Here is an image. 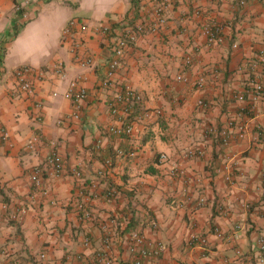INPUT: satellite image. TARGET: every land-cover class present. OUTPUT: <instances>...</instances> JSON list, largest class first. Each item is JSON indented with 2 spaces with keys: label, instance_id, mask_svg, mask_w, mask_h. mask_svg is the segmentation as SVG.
Returning <instances> with one entry per match:
<instances>
[{
  "label": "crops",
  "instance_id": "1",
  "mask_svg": "<svg viewBox=\"0 0 264 264\" xmlns=\"http://www.w3.org/2000/svg\"><path fill=\"white\" fill-rule=\"evenodd\" d=\"M147 2L0 0V264L11 258L20 264H89L105 228L113 239L112 264H131L127 236L138 228L147 240L164 244L161 263L264 264L257 243L264 237V95L253 92L255 80L264 84L258 60L264 53V0L243 6L238 0H172L165 24L129 45L116 88L100 89L110 39L75 35L82 54L94 58L92 66L82 67L68 43H61L62 28L71 18L119 28L131 14H144ZM211 23L223 26V40L208 45L201 29ZM57 62L63 76L53 68ZM21 65L33 69L31 93L14 77ZM180 73L189 80H176ZM202 73L207 82L198 89L194 81ZM72 80L87 91L77 118L66 96ZM124 81L141 95L143 108L161 114L136 124L130 137L114 138L107 132L113 123L107 101ZM229 123L233 132L242 125L244 136L224 145L214 130ZM33 136L39 140L27 149ZM119 147L137 155L117 156ZM188 149L203 154L185 157ZM52 150L62 156L66 172L34 186L29 174ZM174 166L184 174L172 173ZM108 186L120 194L105 199ZM15 207L25 208L19 222L9 217ZM85 236L91 245L84 246Z\"/></svg>",
  "mask_w": 264,
  "mask_h": 264
},
{
  "label": "built area",
  "instance_id": "2",
  "mask_svg": "<svg viewBox=\"0 0 264 264\" xmlns=\"http://www.w3.org/2000/svg\"><path fill=\"white\" fill-rule=\"evenodd\" d=\"M218 1V0H212ZM248 0H238V4L243 6ZM172 4V0H148L146 12L141 14L139 18L135 14H131L119 28H115L109 24H95L90 25L85 21H81L78 18H71L67 21L65 26L61 31V43H68L69 50L74 54V58L77 63L82 67H90L94 63V58L91 54L86 53L82 54L81 49L79 50L81 43L79 40L75 39V35L91 33L99 34L107 37L111 41V56L108 60L107 68L100 78L98 87L100 89L111 90L112 87L116 88L115 74L117 70L121 67L123 58L127 52L129 45L136 40V38L145 33V32H156L159 27H162L167 18L166 11L168 7ZM14 8L16 11L21 12L23 18H27V13L22 8L21 3H15ZM195 15L201 13V9L196 7L193 9ZM118 30V31H117ZM202 33L207 38L208 45L220 43L223 40V26L219 23L204 24L202 26ZM258 60L261 61L262 66L264 67V53L263 51L259 52ZM186 63L191 65L193 63V57L187 56ZM253 65V64H252ZM55 72L62 74L63 65L61 62H57L53 65ZM14 77L18 86L25 92H32V76L33 69L28 65H21L14 69ZM178 81H188L189 79L180 73L176 76ZM205 74H200L194 81V85L198 89H202L206 85ZM253 92L255 96L264 95V84L260 80H255L253 86ZM107 101V106L109 113L113 117V123L107 127V132L111 137H130L134 134L135 125L142 123L144 120L149 119L153 115L157 116L161 114L160 109H149L143 108L141 95L136 91V89L129 82H122L119 85V88L114 91ZM87 95L86 88L78 81L72 80L69 83V86L66 91V96L70 99L74 111L71 113V116L74 118L79 117V110L81 104ZM200 105H205L203 101L198 102ZM232 121V120H231ZM233 123V121H232ZM229 123V128H222L219 130H214V133L219 137L220 142L224 145L230 143L233 136L243 137L244 136V127L238 124L237 132H233L231 129V124ZM212 130V129H211ZM259 134V133H258ZM39 140L37 136H33L32 140L26 145L27 149H32L33 145ZM203 153L201 150L197 149H188L185 152V157L193 158L201 156ZM116 155L120 157H135L137 155V150L132 148H117ZM106 164L111 165L112 159L107 158ZM65 162L62 156L58 153L57 150H52L44 160L35 165L30 174V182L37 187L42 185L43 179L47 175H53L55 177H60L66 171ZM172 173H178L181 176L184 174L183 171L178 170L177 168H172ZM73 175L76 177L80 176V171L74 169L72 171ZM104 174V171H99L98 176ZM45 191H43L44 193ZM120 194L119 190L115 186H108L104 193L103 197L105 199H114ZM205 202L204 198L199 199V204ZM76 208L79 212L82 213L81 217L87 219L89 217L87 211L82 202L76 201ZM25 215V208L15 207L9 217L14 222H19ZM2 218L0 216V222ZM105 233L101 238V248L97 249L92 256L89 264H112L110 256V247L113 242L112 235L110 230L107 228L104 229ZM217 236L222 238L223 234L219 230H215ZM90 236H85L83 239L84 246L91 245ZM200 244L205 246L207 241L204 238L200 239ZM259 249L264 252V237H259L257 239ZM127 251L132 255L131 264H169L161 263L160 257L165 249L164 244L160 240L149 241L143 235L142 230L134 229L127 236ZM41 256H44L42 254ZM78 259L82 260L83 258L80 255L76 256ZM263 261V258L260 259ZM8 264H20L17 259H9ZM238 264V263H233Z\"/></svg>",
  "mask_w": 264,
  "mask_h": 264
}]
</instances>
